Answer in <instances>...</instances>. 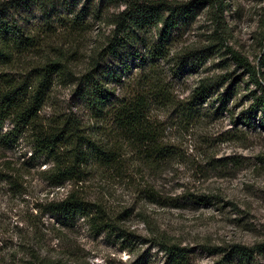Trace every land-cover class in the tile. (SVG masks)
I'll return each mask as SVG.
<instances>
[{
    "label": "rangeland",
    "instance_id": "obj_1",
    "mask_svg": "<svg viewBox=\"0 0 264 264\" xmlns=\"http://www.w3.org/2000/svg\"><path fill=\"white\" fill-rule=\"evenodd\" d=\"M34 1L23 8L28 23L38 26L43 16ZM42 1L50 14V29L41 28L43 46L16 55L4 71L12 81H31L37 63L59 59L64 70L52 79L40 116L71 114L85 131L100 132L102 125L79 95V80L93 50L112 33L106 15L122 10L125 0L109 5L101 18L88 16L90 0ZM144 1L164 4V15L169 6L189 10L171 32L170 58L159 62L158 73L174 102L187 99L201 79L210 80L213 91L200 104L199 118L186 124L176 107H154L152 114L173 148L172 156L158 167L139 160L121 172L91 167L78 184L85 198L106 209L119 231L115 234L94 233L83 217L59 214L55 202L75 184L45 178L49 162L32 153L30 131L12 144L0 143V264H32L36 256L43 264H170L162 248L167 242L186 248L188 264H220L232 245L264 242V128L260 110L253 107L254 94L262 90L250 76L254 67L264 87V0ZM82 6L87 7L89 24L66 32L68 18L61 15H72ZM188 53L177 78L172 72L176 57ZM111 59H103L102 66ZM139 70L133 66L124 83ZM222 75V82L215 83ZM226 88L230 94L217 111L218 93ZM129 90L118 86L116 94ZM10 128L6 120L0 133ZM190 194L208 195L209 200L200 204ZM252 262L264 264V254Z\"/></svg>",
    "mask_w": 264,
    "mask_h": 264
},
{
    "label": "trees",
    "instance_id": "obj_2",
    "mask_svg": "<svg viewBox=\"0 0 264 264\" xmlns=\"http://www.w3.org/2000/svg\"><path fill=\"white\" fill-rule=\"evenodd\" d=\"M118 1L90 0L88 16L104 17L109 5ZM27 2H0V125L6 120L11 124L10 129L0 133V143L12 144L23 131H30L32 153L49 162L44 170L45 178L54 184L61 185L66 181L75 184L55 202L59 214L66 218L83 217L94 233L115 234L119 231L106 209L100 202L85 198L78 184L83 182L91 167L121 172L126 166H136L138 160L148 167H158L172 156L173 148L164 141L160 123L152 114L154 107H176L186 124L199 118L200 104L213 91L210 80L201 79L187 99L174 102L166 79L158 73L159 62L170 58L171 32L189 10L185 5L169 6L165 7L168 13L164 15L161 2L149 5L144 0H125L122 10L106 15L113 25L112 33L102 46L93 50L79 80L80 97L93 119L102 125L100 132H87L71 114L46 119L39 114L52 79L64 70L59 59L44 58L37 63L31 69L34 73L31 81L27 78L12 81L4 71L3 67L9 65L16 55L43 46L41 28L50 29L46 25L50 16L46 9L48 5L42 0L34 1L43 16L42 23L36 26L28 23V11L23 8ZM50 4L55 3L51 1ZM86 8L82 6L72 11V15H61V18H68L63 26L66 32L86 28L89 24ZM11 9L13 13H10ZM57 26L61 24L57 23ZM189 55L176 57V68L172 72L177 78L182 74ZM107 57H111L113 62L102 66L103 59ZM133 66L140 68L138 75L125 84ZM250 76L262 90L259 95L254 94L253 107L260 110V126L264 128V87L254 67L250 69ZM223 78L224 75L220 76L215 83L222 82ZM118 86L130 87L131 92L118 95ZM229 94L230 88L218 93L220 104L217 111L223 110ZM102 134L106 138H102ZM125 162L132 163L126 165ZM190 198L200 204L209 200L208 195L203 194H190ZM162 248L170 264H188L184 246L167 242L162 243ZM257 254H264V242L252 246L234 244L224 251L220 264H253ZM35 259L37 261L32 264H43L42 258L36 256Z\"/></svg>",
    "mask_w": 264,
    "mask_h": 264
}]
</instances>
